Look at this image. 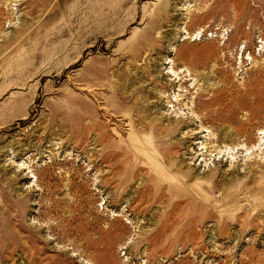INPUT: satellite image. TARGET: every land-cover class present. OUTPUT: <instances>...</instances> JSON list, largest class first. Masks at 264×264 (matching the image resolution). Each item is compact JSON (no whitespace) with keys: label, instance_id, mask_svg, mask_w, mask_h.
Masks as SVG:
<instances>
[{"label":"rangeland","instance_id":"obj_1","mask_svg":"<svg viewBox=\"0 0 264 264\" xmlns=\"http://www.w3.org/2000/svg\"><path fill=\"white\" fill-rule=\"evenodd\" d=\"M252 1L0 0V264H264V0ZM155 125L175 131L154 138ZM138 135L174 143L162 184L182 200L139 159ZM195 190L203 201L159 233Z\"/></svg>","mask_w":264,"mask_h":264},{"label":"bare ground","instance_id":"obj_2","mask_svg":"<svg viewBox=\"0 0 264 264\" xmlns=\"http://www.w3.org/2000/svg\"><path fill=\"white\" fill-rule=\"evenodd\" d=\"M233 1V0H232ZM235 1V0H234ZM255 0H253L252 2H254ZM248 2V1H247ZM250 2V1H249ZM223 3V2H222ZM228 3V2H227ZM233 3V2H232ZM231 3V4H232ZM245 3V2H244ZM243 3V4H244ZM251 3V2H250ZM234 4H235V2H234ZM237 4H240V3H238L237 2ZM255 4V3H254ZM241 5V4H240ZM251 5V4H250ZM252 5H253V3H252ZM246 6V5H245ZM249 6V5H248ZM165 11L166 10H164L163 11V13H165ZM239 10H237V16L236 17H239L240 16V14H239ZM247 35V34H246ZM195 37V36H194ZM124 100L125 99H121V101L122 102H124ZM213 101H216V100H212V102ZM141 118H139V120H140ZM205 120H206V118H205ZM140 125H141V127H142V123H139ZM132 126V128L131 129H134L133 128V124L131 125ZM84 127V126H83ZM152 131H154V138H159L161 135H167V134H171V133H173L174 131H175V128L174 127H165V128H163V127H159L158 125H155L154 127H153V129H152ZM243 131V130H242ZM261 131V134L262 133H264V131L263 130H260ZM238 134L239 135H241V130H239L238 129ZM95 136H97V134L95 135ZM85 138V137H84ZM100 138H101V136H99V137H96V138H93L94 140L93 141H95V142H97V141H101L100 140ZM138 138H139V140H138V144H140V154L138 155V157H139V159L140 160H145L146 161V164L147 165H149L151 168H152V170H153V173L154 174H157L158 176H160L161 177V180H160V186L165 190L166 188H168L169 190L170 189H172V188H174V191H175V193L176 194H174L173 193V195L175 196L174 198H173V200H176V199H183L182 197L183 196H185V193L186 192H180V188L181 187H179V185H177L176 184V182H174V183H171L170 181L169 182H167L166 184H162V182H164L165 181V176L169 173V171H170V168L171 169H173V167H174V163H170V161H171V154L175 151V145H174V143H167L166 145H159V146H157L155 143H153V140L152 139H145V138H142L140 135H138ZM151 138V137H150ZM85 141H88V140H86L85 139ZM88 144V143H87ZM249 145H251V143H249ZM255 145V144H254ZM139 147V146H138ZM139 153V152H138ZM159 154H161V158L159 157L160 155ZM175 154H177V152H175ZM141 155V156H140ZM102 159H104V158H106V157H108V154H107V152H104V150H102ZM160 160H163L164 162L167 160V162H168V164H169V166H170V168L169 169H165V167H162L161 168V162H160ZM94 169H95V167H94ZM174 170H178V171H180L179 169H177V168H175ZM142 171H144V169H142ZM145 173L147 174V176H151V177H156L155 175H152V174H150V172H148V170L147 171H145ZM145 174V175H146ZM133 176H136L135 174L133 175ZM183 178L184 179H186V180H189L190 178H191V176H190V174L189 173H184V175H183ZM108 180V179H107ZM123 182V181H122ZM218 185V184H217ZM211 189H213L214 190V188L213 187H211ZM216 189V188H215ZM195 192L201 197V198H197V197H189V198H187L186 200H183V201H178V202H176L175 204H174V209H172L171 210V214H170V216H171V221H170V223H168V224H164L163 225V227L160 229V231H159V233H163V232H165L168 228H170L174 223H175V220H174V217H175V213H176V211L179 209V207L182 205V203H189L190 201H198L199 199L201 200V201H203V196H201L200 195V193H199V191H196L195 190ZM163 193V192H162ZM159 197H161V196H159ZM194 199V200H193ZM147 202V199L145 198V197H139V196H137L135 199H134V203L136 204V207L137 208H140L141 207V205L142 204H144V203H146ZM131 205H132V203H131ZM134 205V204H133ZM133 208V207H132ZM181 210V209H180ZM215 210V211H214ZM199 213L200 214H205V213H207V214H209V215H211V216H218L219 215V212L216 210V209H206V210H199ZM178 214V213H177ZM179 216V215H178ZM199 220V219H198ZM181 224V223H180ZM177 225H179V224H177ZM204 224H203V221H196V222H188V223H186V224H181L180 226H181V228H179V229H177V230H179L180 231V234H182L185 230H192V229H194V228H197V227H202ZM217 225V224H216ZM221 225V224H220ZM227 226H229V224H227L226 225V227ZM177 227V226H176ZM175 227V228H176ZM223 227H224V225H223ZM175 228H174V230H175ZM221 230H222V228H221ZM168 231H169V229H168ZM155 232V231H154ZM156 233V232H155ZM186 234V233H185ZM154 235V234H153ZM197 235V234H196ZM159 236V235H158ZM182 236H185V235H182ZM185 237H187V236H185ZM191 237V236H190ZM156 238V237H155ZM178 238V237H177ZM180 238V237H179ZM184 238V237H183ZM195 238L196 237H192V239L193 240H195ZM199 239L200 238H198V241H199ZM182 240V239H181ZM186 240H188V239H186ZM192 240V241H193ZM189 241V240H188ZM190 242V241H189ZM196 243V242H195ZM199 244V243H198ZM202 245V244H201ZM191 246H193L192 244L190 245L189 243H181V251L180 252H182V251H184V250H187V249H190L191 248ZM196 246V245H195ZM187 248V249H186ZM206 248V247H205ZM193 251H196V249L194 248V246L191 248ZM199 250V249H198ZM200 251V250H199ZM185 252V251H184ZM192 252V251H191ZM197 252V251H196ZM203 252V251H202ZM197 254V253H196ZM209 254V253H208ZM253 254V253H252Z\"/></svg>","mask_w":264,"mask_h":264}]
</instances>
